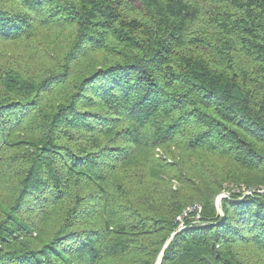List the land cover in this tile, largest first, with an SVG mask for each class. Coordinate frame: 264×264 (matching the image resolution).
Returning a JSON list of instances; mask_svg holds the SVG:
<instances>
[{
    "label": "trees",
    "instance_id": "trees-1",
    "mask_svg": "<svg viewBox=\"0 0 264 264\" xmlns=\"http://www.w3.org/2000/svg\"><path fill=\"white\" fill-rule=\"evenodd\" d=\"M163 251L264 264V0H0V264Z\"/></svg>",
    "mask_w": 264,
    "mask_h": 264
},
{
    "label": "built area",
    "instance_id": "built-area-1",
    "mask_svg": "<svg viewBox=\"0 0 264 264\" xmlns=\"http://www.w3.org/2000/svg\"><path fill=\"white\" fill-rule=\"evenodd\" d=\"M224 198H229V194L224 193L223 195H221L219 198V202H221L222 199H224ZM217 208H219L218 204H217ZM200 211H201V206L198 204H194V205L190 206L187 210H185L184 213L177 218V221H179L181 224V229L185 228L184 222L188 218L190 213H192V212H198L199 213ZM196 218L199 221V219H200L199 214L196 216Z\"/></svg>",
    "mask_w": 264,
    "mask_h": 264
},
{
    "label": "rangeland",
    "instance_id": "rangeland-1",
    "mask_svg": "<svg viewBox=\"0 0 264 264\" xmlns=\"http://www.w3.org/2000/svg\"><path fill=\"white\" fill-rule=\"evenodd\" d=\"M157 153H159L160 156L162 155V153L160 152V150H157ZM242 191H244V194H246V195H250L251 194V192L250 191H246L245 188H242ZM234 192H240V189H238L237 187H231L230 189L226 190L224 193L229 194V198H230L231 197V194L234 193ZM224 193L220 194L217 197V199H216V207H217V204H218L219 205V208H217V210L219 212L222 211V209H221V202H219V198ZM194 204H198V203H194ZM188 219L190 220V223H192V224H197L198 223L197 218H193V217L188 216Z\"/></svg>",
    "mask_w": 264,
    "mask_h": 264
},
{
    "label": "water",
    "instance_id": "water-1",
    "mask_svg": "<svg viewBox=\"0 0 264 264\" xmlns=\"http://www.w3.org/2000/svg\"><path fill=\"white\" fill-rule=\"evenodd\" d=\"M171 240H169V242H170ZM163 253H164V251L161 253V255H160V259H159V262H158V264H161V260H162V257H163Z\"/></svg>",
    "mask_w": 264,
    "mask_h": 264
}]
</instances>
